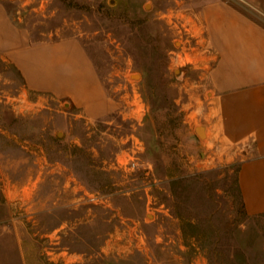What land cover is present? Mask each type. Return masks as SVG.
<instances>
[{
  "label": "rangeland",
  "instance_id": "374dc122",
  "mask_svg": "<svg viewBox=\"0 0 264 264\" xmlns=\"http://www.w3.org/2000/svg\"><path fill=\"white\" fill-rule=\"evenodd\" d=\"M0 1L31 40L79 37L110 100L85 116L0 54V264H264L240 155L195 129L211 93L208 0Z\"/></svg>",
  "mask_w": 264,
  "mask_h": 264
},
{
  "label": "crops",
  "instance_id": "0c3cea01",
  "mask_svg": "<svg viewBox=\"0 0 264 264\" xmlns=\"http://www.w3.org/2000/svg\"><path fill=\"white\" fill-rule=\"evenodd\" d=\"M264 14V0H243ZM213 61L208 69L204 131L231 156L240 155L237 180L244 210L264 212V17L231 0L199 8ZM0 54L26 88L69 99L88 117L105 114L110 100L92 58L77 36L31 40L0 1Z\"/></svg>",
  "mask_w": 264,
  "mask_h": 264
},
{
  "label": "water",
  "instance_id": "95a60500",
  "mask_svg": "<svg viewBox=\"0 0 264 264\" xmlns=\"http://www.w3.org/2000/svg\"><path fill=\"white\" fill-rule=\"evenodd\" d=\"M204 127H205V125L204 124H199V125H197L196 127H195V129H196V131H197V133L199 134V135H204L203 133H204ZM203 132V133H202Z\"/></svg>",
  "mask_w": 264,
  "mask_h": 264
},
{
  "label": "built area",
  "instance_id": "2783aa9c",
  "mask_svg": "<svg viewBox=\"0 0 264 264\" xmlns=\"http://www.w3.org/2000/svg\"><path fill=\"white\" fill-rule=\"evenodd\" d=\"M132 165H135V161H132Z\"/></svg>",
  "mask_w": 264,
  "mask_h": 264
},
{
  "label": "bare ground",
  "instance_id": "6f19581e",
  "mask_svg": "<svg viewBox=\"0 0 264 264\" xmlns=\"http://www.w3.org/2000/svg\"><path fill=\"white\" fill-rule=\"evenodd\" d=\"M202 133H203V132H202ZM204 133H205V131H204ZM204 133H203V134H204Z\"/></svg>",
  "mask_w": 264,
  "mask_h": 264
},
{
  "label": "trees",
  "instance_id": "16d2710c",
  "mask_svg": "<svg viewBox=\"0 0 264 264\" xmlns=\"http://www.w3.org/2000/svg\"><path fill=\"white\" fill-rule=\"evenodd\" d=\"M239 187V186H238Z\"/></svg>",
  "mask_w": 264,
  "mask_h": 264
}]
</instances>
